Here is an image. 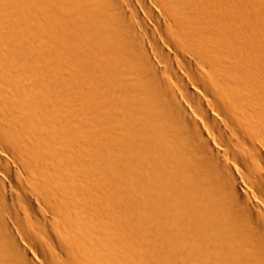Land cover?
I'll list each match as a JSON object with an SVG mask.
<instances>
[{"label": "bare ground", "instance_id": "6f19581e", "mask_svg": "<svg viewBox=\"0 0 264 264\" xmlns=\"http://www.w3.org/2000/svg\"><path fill=\"white\" fill-rule=\"evenodd\" d=\"M0 264H264V0H0Z\"/></svg>", "mask_w": 264, "mask_h": 264}]
</instances>
